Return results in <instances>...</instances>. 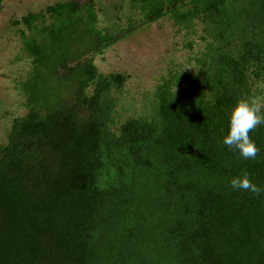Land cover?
Segmentation results:
<instances>
[{
    "label": "trees",
    "instance_id": "trees-1",
    "mask_svg": "<svg viewBox=\"0 0 264 264\" xmlns=\"http://www.w3.org/2000/svg\"><path fill=\"white\" fill-rule=\"evenodd\" d=\"M131 1L127 26L101 28L97 0L12 21L32 68L0 143V264H264V192L230 185L246 173L264 188V124L255 159L221 142L264 85V0ZM166 15L202 27L196 75L171 72L145 114L120 120L129 75L95 55Z\"/></svg>",
    "mask_w": 264,
    "mask_h": 264
},
{
    "label": "rangeland",
    "instance_id": "rangeland-1",
    "mask_svg": "<svg viewBox=\"0 0 264 264\" xmlns=\"http://www.w3.org/2000/svg\"><path fill=\"white\" fill-rule=\"evenodd\" d=\"M59 0H3L0 5V143L14 116L25 114L24 98L16 90L17 81L31 71L29 59L21 57L17 26L12 24L26 12L39 10ZM100 7V27L127 26L139 18V9H132L131 0H97ZM195 33L179 28L170 15L142 26L124 39L110 45L97 55L95 63L102 72H122L129 75L116 109L120 120L147 112L154 99L156 85L171 72L185 77L189 85L197 71L196 57L205 46L202 27ZM264 104V85L256 98Z\"/></svg>",
    "mask_w": 264,
    "mask_h": 264
},
{
    "label": "clouds",
    "instance_id": "clouds-1",
    "mask_svg": "<svg viewBox=\"0 0 264 264\" xmlns=\"http://www.w3.org/2000/svg\"><path fill=\"white\" fill-rule=\"evenodd\" d=\"M261 124H264L261 105L249 100H239L230 110L227 133L221 142L230 151H237L242 159H255L259 148L250 139L249 133ZM230 185L233 190L248 191L254 195L264 192V188L252 183L246 173L233 177Z\"/></svg>",
    "mask_w": 264,
    "mask_h": 264
}]
</instances>
